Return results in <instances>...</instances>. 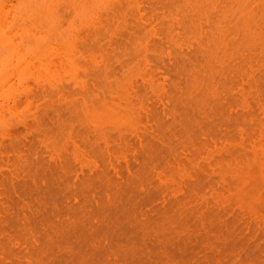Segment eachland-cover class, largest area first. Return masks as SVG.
<instances>
[{
	"label": "bare ground",
	"instance_id": "bare-ground-1",
	"mask_svg": "<svg viewBox=\"0 0 264 264\" xmlns=\"http://www.w3.org/2000/svg\"><path fill=\"white\" fill-rule=\"evenodd\" d=\"M60 1L0 0V264H264V0Z\"/></svg>",
	"mask_w": 264,
	"mask_h": 264
},
{
	"label": "rangeland",
	"instance_id": "rangeland-1",
	"mask_svg": "<svg viewBox=\"0 0 264 264\" xmlns=\"http://www.w3.org/2000/svg\"><path fill=\"white\" fill-rule=\"evenodd\" d=\"M14 1L16 2V0H4V2H5V6H6V9H8L7 10V12H9V14L10 15H7L8 17L9 16H11V12H12V10H13V8H12V4L14 3ZM76 1H80V0H62V1H60V3L57 5V6H59L57 9H59L58 10V12H60V17H62L64 20H67V21H71L70 19H74L75 17H76V10H74L75 9V7H74V2H76ZM83 1V0H82ZM82 1H80L79 3H81V5L83 4V5H86V3H89L87 0L85 1V3H82ZM90 1V0H89ZM84 2V1H83ZM91 2V1H90ZM78 3V2H77ZM90 4V3H89ZM88 4V5H89ZM77 5V4H76ZM90 6V5H89ZM78 8H81V6L79 7V5L77 6ZM77 9V8H76ZM10 10V11H9ZM8 14V13H7ZM6 16V15H5ZM6 16V17H7ZM12 35V34H11ZM15 38V37H14ZM1 45V44H0ZM1 46H3V45H1ZM0 46V48L2 49V47ZM6 49V48H5ZM4 49V51H6ZM1 51V50H0ZM2 51H3V49H2ZM6 114H7V118H11V115H10V112H6Z\"/></svg>",
	"mask_w": 264,
	"mask_h": 264
}]
</instances>
